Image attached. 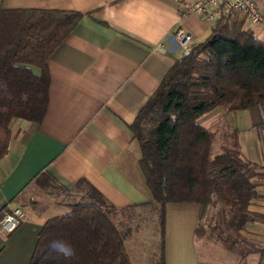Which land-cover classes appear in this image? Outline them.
<instances>
[{
    "label": "crops",
    "instance_id": "obj_1",
    "mask_svg": "<svg viewBox=\"0 0 264 264\" xmlns=\"http://www.w3.org/2000/svg\"><path fill=\"white\" fill-rule=\"evenodd\" d=\"M258 3L264 12V1ZM0 10L81 15L48 57L46 107L40 121L12 118L7 124V150L0 158V211L18 208L22 218L13 232L0 233V264H28L41 225L66 214L90 191L100 198L130 264H158V229L151 228L150 214L156 204L138 166L130 125L184 53L169 37L178 23L175 2L0 0ZM180 25L193 43L209 32L192 16ZM250 30L264 42V30ZM31 70L38 75L37 69ZM198 123L215 138L218 129L229 131V144L255 166V197L247 210L264 216V126L251 127L246 111L226 106L211 109ZM219 141L227 144L224 138ZM198 210L196 204L165 205L162 264H201L205 254L197 258L194 243ZM133 222H139L138 228L141 222L142 229L137 231Z\"/></svg>",
    "mask_w": 264,
    "mask_h": 264
},
{
    "label": "trees",
    "instance_id": "obj_2",
    "mask_svg": "<svg viewBox=\"0 0 264 264\" xmlns=\"http://www.w3.org/2000/svg\"><path fill=\"white\" fill-rule=\"evenodd\" d=\"M80 18L71 11L0 10V158L7 150L10 119L40 121L46 107L48 57ZM217 106L246 111L251 127L264 126V42L230 19L218 20L201 42L173 62L130 125L140 172L157 205L158 264L166 204L198 205L197 258L213 239L231 256L264 254L240 236L247 223L260 218L247 210L255 197V166L233 144L218 142L198 123ZM4 213L2 209L0 218ZM209 220L215 222V235L208 229ZM28 264L130 261L100 198L90 191L66 214L41 225Z\"/></svg>",
    "mask_w": 264,
    "mask_h": 264
},
{
    "label": "built area",
    "instance_id": "obj_3",
    "mask_svg": "<svg viewBox=\"0 0 264 264\" xmlns=\"http://www.w3.org/2000/svg\"><path fill=\"white\" fill-rule=\"evenodd\" d=\"M177 8L178 23L170 32V38L186 52L192 45L194 38L182 29L180 23L192 16L211 28L220 19H230L241 22L246 28H259L264 30V12L258 0H173ZM157 50H160L158 47ZM22 218L18 208L10 209L0 218V233L7 235L13 232Z\"/></svg>",
    "mask_w": 264,
    "mask_h": 264
},
{
    "label": "rangeland",
    "instance_id": "obj_4",
    "mask_svg": "<svg viewBox=\"0 0 264 264\" xmlns=\"http://www.w3.org/2000/svg\"><path fill=\"white\" fill-rule=\"evenodd\" d=\"M264 1V0H262ZM200 122H205L203 119ZM226 133V134H225ZM229 131H216V138L218 142L221 138H224L227 141V144L230 143ZM229 135V138L227 137ZM150 214L153 216V225L151 228L157 232V205L150 210ZM134 228L139 231L142 229L141 222L138 228L139 222H133ZM212 220H209L207 225L211 234L215 235L216 231H212L213 224ZM264 216H260V218L254 219V221L247 223L244 228L240 231V236L249 243L254 244L258 249H264ZM139 229V230H138ZM157 245L155 243V248L157 249ZM202 250V249H201ZM199 250L201 256L203 254L201 264H264V254L256 252L251 255H247L244 258H238L236 256L229 255L228 252L224 251L221 247V243L215 239H213L210 248L206 250ZM204 258V259H203Z\"/></svg>",
    "mask_w": 264,
    "mask_h": 264
}]
</instances>
